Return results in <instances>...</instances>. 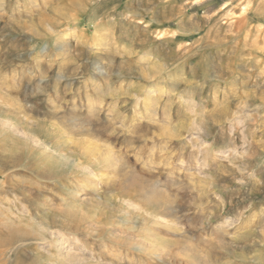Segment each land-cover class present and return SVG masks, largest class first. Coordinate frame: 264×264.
Here are the masks:
<instances>
[{
	"label": "rangeland",
	"instance_id": "rangeland-1",
	"mask_svg": "<svg viewBox=\"0 0 264 264\" xmlns=\"http://www.w3.org/2000/svg\"><path fill=\"white\" fill-rule=\"evenodd\" d=\"M1 117L0 264H264V0H0Z\"/></svg>",
	"mask_w": 264,
	"mask_h": 264
},
{
	"label": "bare ground",
	"instance_id": "bare-ground-1",
	"mask_svg": "<svg viewBox=\"0 0 264 264\" xmlns=\"http://www.w3.org/2000/svg\"><path fill=\"white\" fill-rule=\"evenodd\" d=\"M69 20V19H68ZM50 28V27H49ZM54 31V30H53ZM96 31V30H95ZM103 40L104 39H102V37H100V35H99V33L97 34V37H96V39H95V42H96V44H95V46H99V44L98 43H102L103 42ZM159 72V74L162 72V71H158ZM157 72V73H158ZM220 75V74H219ZM161 78L163 79L164 78V76H161ZM154 81V80H153ZM220 90H221V88H220ZM220 90H218V89H215L214 90V104H219V103H221L222 102V100H220V98L221 97H219V91ZM152 94L154 93V91L152 90V91H150ZM163 93V92H162ZM220 93H222V92H220ZM224 93V92H223ZM225 94V93H224ZM246 96H247V94L246 93H244ZM148 95H151V94H149L148 93ZM157 95V94H156ZM213 95V94H212ZM221 96V95H220ZM222 96H223V94H222ZM158 97V96H157ZM162 98V97H161ZM244 99H246V100H244L245 101V104H248V98L247 97H243ZM154 99V98H153ZM143 100V99H142ZM150 100V99H149ZM148 100V101H149ZM157 100H158V98H157ZM147 101V102H148ZM159 101V100H158ZM138 102V101H137ZM136 102V103H137ZM153 104H154V101L152 100L151 101ZM224 102H225V100H224ZM151 103V104H152ZM149 104V103H148ZM226 106H225V108L224 109H222V110H219V111H215V112H212V113H210V114H204L203 115V117H202V121H203V119H207L208 118V116L212 119V121L214 122V124H217V125H220V123H222V121H224V120H227V121H230L231 119H233V114H232V108L231 107H229V105H230V103L229 102H225L224 103ZM262 104V103H261ZM141 105V104H140ZM150 105V104H149ZM184 105V104H183ZM190 106V105H189ZM257 106V105H256ZM149 107H151V105L149 106ZM156 107V106H155ZM194 107V106H193ZM185 108V107H184ZM190 108V107H189ZM150 109V108H149ZM154 109V108H153ZM194 109L195 108H193V109H191V113H193L194 112ZM155 111V110H154ZM158 111V110H157ZM190 111V110H189ZM188 113H190V112H188ZM152 115V114H151ZM153 115H155V113L153 114ZM170 116H171V114H170ZM239 116V115H238ZM200 117H201V115H200ZM170 119V118H169ZM210 119V120H211ZM0 120H1V122H2V124H11V125H14V127H15V130L16 131H18L19 133H22V134H24L25 135V137H27V138H29V139H31L33 142L35 141V143H37V144H39L41 147H46V143L44 142H40L41 141V139L39 138V137H37L35 134H31V133H28V132H26V131H24V129H21L18 125H15L16 123H14V121L11 119V118H4V117H1L0 118ZM195 120V119H194ZM208 120V119H207ZM209 120V121H210ZM157 122V121H156ZM171 122V121H170ZM198 122V121H197ZM197 122H196V126L195 127H193V129H195V132H197L196 130H201V131H203L204 132V134H206L207 136H210V132L208 131V130H206L205 128H203L202 127V125L200 124V123H198L197 124ZM207 124V123H206ZM192 125V124H191ZM186 126V125H185ZM188 126V125H187ZM199 127V128H198ZM191 129H192V127H190ZM57 129H58V131L60 132V137H61V139L62 140H64V142L66 143L67 141H71L72 139H73V137L75 138V136L76 135H73V134H71L70 133V135L71 136H69L68 135V133L66 132V131H69V129L68 128H66V127H62V128H58L57 127ZM82 129V128H81ZM164 129H166V128H164ZM162 130H163V128H162ZM167 130V129H166ZM83 131H85V132H83ZM167 131H169V130H167ZM67 133V134H66ZM73 133H75V132H73ZM77 134V136H84V135H92L91 134V132L87 129V131L86 130H82V131H80V132H77L76 133ZM175 134V133H174ZM65 135H68V136H65ZM73 135V136H72ZM58 136V137H59ZM64 136V137H63ZM72 137V138H71ZM64 138V139H63ZM176 138V137H175ZM60 139V140H61ZM89 140H92V139H89ZM75 141V140H74ZM98 142V141H97ZM71 144H72V141H71ZM62 145V144H61ZM61 145H60V147H61ZM90 145H92V143L91 142H87V140H79V143H75V146H77L78 148H80V154L82 155V157L84 158V160H86V161H84V162H79L78 160H75V159H71V156H63L62 158H63V160H60L59 162H58V167L60 168L62 165L64 166V169H66V170H72V169H74V167H76L77 169H79L80 171H86V169H88L89 167H95V169H101L100 171H102V170H104V169H106V168H112V170L113 171H117L118 170V168H119V165H118V163H117V161L114 163V164H112L111 165V163H110V159L108 158V157H104V154L102 155V153H100V148L97 146V145H92L93 147H91ZM54 151H58L56 148L53 150V152ZM57 153V152H56ZM104 153V152H103ZM52 156V155H51ZM50 156V157H51ZM78 161V162H77ZM47 162H48V164H49V166L51 167V168H54V167H57L55 164H57V161H55L54 159H50V158H48L47 159ZM182 164V163H181ZM99 171V170H98ZM103 172V171H102ZM97 174L98 173H95V172H92V175H94V178L95 179H99V178H102L103 177V174L100 172V175H98L97 176ZM101 174H102V176H101ZM113 179V178H112ZM208 180V179H207ZM70 182H71V179H70ZM72 184V183H71ZM84 185L85 184H83L82 182L80 183V186H81V189L84 187ZM209 196V195H208ZM83 203H86V201H82ZM82 207V206H81ZM81 207H75V208H73V210L71 211V212H68L67 213V215L69 216V217H73V216H76L77 214H79L80 213V210H82V208ZM167 209V208H166ZM163 210H164V208H163ZM156 212V211H155ZM153 216V215H152ZM77 217H79V216H77ZM154 219L156 218V214H154ZM152 217V218H153ZM158 217V216H157ZM161 218V217H160ZM86 220L87 221H91V220H93V217L92 216H90L89 218H88V216L86 217ZM163 220V219H162ZM165 220V219H164ZM95 223V222H94ZM111 222H107L105 225H109ZM100 224V223H99ZM97 227V226H96ZM99 228L100 229H102L100 226H99ZM62 240H63V238L62 237H59V241L56 243V244H54V248L53 249H55L56 248V246L57 245H59L61 242H62ZM164 240H162L161 238H158L156 241H154L153 243H150V242H147V241H143V242H140V241H138V242H133V243H129L130 245H136V247H137V249H142V250H144L145 251V249L146 250H148V251H155V250H159V251H165V247H164ZM137 243V244H136ZM56 245V246H55ZM51 251V250H50ZM200 255V254H199ZM198 255V256H199ZM197 256V255H196ZM207 262V261H206Z\"/></svg>",
	"mask_w": 264,
	"mask_h": 264
}]
</instances>
